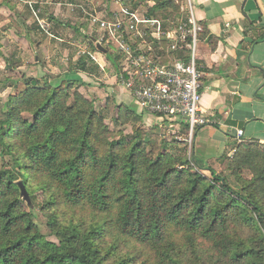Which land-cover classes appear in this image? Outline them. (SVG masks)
<instances>
[{
    "label": "trees",
    "instance_id": "trees-1",
    "mask_svg": "<svg viewBox=\"0 0 264 264\" xmlns=\"http://www.w3.org/2000/svg\"><path fill=\"white\" fill-rule=\"evenodd\" d=\"M146 12L183 16L174 0H153ZM188 59L178 51L162 62ZM52 80L23 78L0 103V264H264V146L237 148L216 171L185 148L168 149L124 105L114 123H130L131 134L111 130L79 91L85 84Z\"/></svg>",
    "mask_w": 264,
    "mask_h": 264
},
{
    "label": "crops",
    "instance_id": "crops-1",
    "mask_svg": "<svg viewBox=\"0 0 264 264\" xmlns=\"http://www.w3.org/2000/svg\"><path fill=\"white\" fill-rule=\"evenodd\" d=\"M11 1L14 5L24 7L25 13L32 18V22L27 17L23 18L20 14L22 7L16 8L19 11L17 15H22V18H18L7 6L0 4V13H7V17L11 15L9 20L18 31L10 29L5 33L11 39V48L18 46L33 56L35 68L39 69L37 52L47 53L46 40L61 45L62 42L76 43V55L85 57V65L79 63L81 56L78 59L74 57L75 62L71 64L73 68L70 66L68 72L60 73L55 66L52 74L79 80L86 85V91L91 93L93 89H88L89 78L102 72L108 61L103 56L105 54L91 50L87 38H92L94 44L98 43V39L88 35L86 29L87 26L96 29L88 23L79 6L97 12L108 11L114 0H33L38 3L36 6L41 9L40 17L48 24L52 38L39 29L24 0ZM152 4L153 0H148L141 5L147 10ZM50 5H65L70 13L77 14L80 22L72 27L73 36L70 35L71 31L66 33L68 27L64 22L59 20L54 23L44 18L42 12ZM191 7L197 24L205 31V35H201L197 42L195 65L201 74V107L210 121V124L195 130L191 155L195 158L199 149L203 164L218 171L219 160L231 157L237 148L248 144L264 146V0H191ZM37 30L49 40L45 38L43 41L41 32L39 34ZM62 37L70 40L66 41ZM11 57L14 63H19L15 53ZM18 69L24 71L27 66L23 64ZM111 77L114 78L113 75ZM121 91L124 100L132 104L127 92L123 88ZM177 128L173 124L164 131L171 132ZM182 130L183 126L180 133ZM238 131H242L243 135L238 137Z\"/></svg>",
    "mask_w": 264,
    "mask_h": 264
},
{
    "label": "built area",
    "instance_id": "built-area-1",
    "mask_svg": "<svg viewBox=\"0 0 264 264\" xmlns=\"http://www.w3.org/2000/svg\"><path fill=\"white\" fill-rule=\"evenodd\" d=\"M23 2L39 29L52 38L48 24L40 17L38 3ZM174 2L185 14L182 19L149 16L142 5L133 9L126 0H114L108 11L97 12L84 6L79 9L101 34L98 44L103 41L115 44L119 58L118 84L144 112L173 121L178 128L171 131L172 135L186 142L191 151L195 130L210 124L201 107V74L195 65L201 27L192 14L191 0ZM178 51L187 52L188 61L162 62L163 57ZM182 126L185 133L180 135ZM242 135V131L237 132L238 137Z\"/></svg>",
    "mask_w": 264,
    "mask_h": 264
},
{
    "label": "rangeland",
    "instance_id": "rangeland-1",
    "mask_svg": "<svg viewBox=\"0 0 264 264\" xmlns=\"http://www.w3.org/2000/svg\"><path fill=\"white\" fill-rule=\"evenodd\" d=\"M75 1V0H74ZM77 1V0H76ZM130 1V0H129ZM126 0V2H129ZM0 4L7 6L10 11L14 14L17 15V7L21 8L22 6H17L12 3L11 0H0ZM62 4H65L64 1H62ZM22 11H20V14L23 15L24 17H27L28 19L31 20L30 16H28L24 11V7H22ZM68 8L65 5H60V6H55V5H50L45 7V11L42 12L43 16L45 19H50L53 20L54 23L57 21H62L66 24L68 27V31L70 32V35H74L72 31V27L74 28V25L78 22H80L79 17L75 13H70ZM16 10V11H15ZM19 12V11H18ZM7 13H0V82L2 83L0 85V103L4 102L6 98L10 94H14L17 92V90H22L24 88V83H23V78H38V79H45L46 76L51 77L52 79H57V80H52V83H58L60 79H67V80H72L70 79L69 76H64V75H55L52 74V68L57 67L58 71L60 73L65 74L68 72L71 64H74L75 61H73L74 57L79 58L82 55L77 56L76 55V48L78 47L77 44L69 42V43H61L58 44L57 42L50 41L47 37L44 36L41 32V38H43V41L45 38H47L49 41L46 40V52L40 53L37 52V57H38V62H39V69L35 68L34 65V57L28 55L23 51V49H20L18 46H12L10 41L11 39L6 36L5 33H8V30L14 29L16 30V27H14V23L9 20L11 18V15L9 17L6 16ZM22 15H17L18 18H20ZM22 18V17H21ZM84 23V21H82ZM64 29V27H63ZM67 30V29H64ZM18 32V31H17ZM40 32L37 33L40 34ZM64 34L67 36V34ZM86 33L90 36H93L98 39V43L100 41V33H97V30L90 29L87 26ZM18 38L20 37L17 35ZM64 38V40L68 41L70 39ZM68 39V40H67ZM14 40V39H13ZM97 43V44H98ZM83 44V43H82ZM61 45V46H60ZM9 46L11 49H9ZM83 45L80 46V50H82ZM108 50V53L103 55L105 57V60L108 61L106 67H103V71L100 72L99 74L89 78V87L88 89H93L91 93L89 91H86L85 88L81 87L80 92L83 93L87 98L92 99L94 102V105L96 106V109L99 110V112L102 113L104 116V122L105 124L111 129H120L123 134L125 135H130L131 134V124H123L122 127H119L118 124L114 123L115 117L118 115L117 113V105H124L125 107L131 108L136 115L140 116V121L137 122V125L142 128V130L149 132V131H156L161 134L163 139L168 143V149L171 150H180L185 148L187 151V156L191 155V151L189 149V146L186 142L179 141L177 139L176 135H172L171 132H166L164 129L170 127L174 124L173 121H171L169 118H164V117H159L155 115H151L147 112H144L136 102H133L132 104L127 103L126 100L123 98V93L121 91L122 88H120V85L118 84L117 80V72L114 69V65L112 64L113 62V57H116V49L114 47H106ZM15 53L19 57V63H14L12 61L11 54ZM110 58L112 60H110ZM81 60V58H79ZM76 60V59H75ZM26 65L27 70L24 69L22 71L21 69H18L21 67V65ZM59 66V67H58ZM117 67L119 69V61L117 63ZM73 68V66H72ZM25 72V73H23ZM57 73V72H56ZM25 77H22V76ZM114 76L111 77V76ZM61 77L60 79H58ZM74 80V79H73ZM16 87L13 88V87ZM91 87V88H90ZM180 124L183 125L181 122ZM183 133L181 132L180 135ZM181 139L183 140L184 137L181 136ZM195 160L199 164H203V157L200 156V151L199 149L196 151L195 155ZM37 210L39 211L38 204H40V199H37ZM36 216V221L38 223V226L41 230V233L44 235V237L48 240L54 241L52 237L48 235V230L45 226L44 219L38 213Z\"/></svg>",
    "mask_w": 264,
    "mask_h": 264
},
{
    "label": "water",
    "instance_id": "water-1",
    "mask_svg": "<svg viewBox=\"0 0 264 264\" xmlns=\"http://www.w3.org/2000/svg\"><path fill=\"white\" fill-rule=\"evenodd\" d=\"M96 48L99 52L106 54V51L102 48L100 44H96ZM18 188H19L20 196L22 200L28 205L29 208H31L32 203H31L30 196L21 182H18Z\"/></svg>",
    "mask_w": 264,
    "mask_h": 264
}]
</instances>
